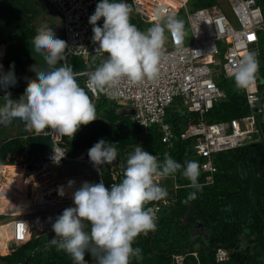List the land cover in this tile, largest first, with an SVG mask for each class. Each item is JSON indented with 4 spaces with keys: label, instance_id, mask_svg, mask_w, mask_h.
Returning <instances> with one entry per match:
<instances>
[{
    "label": "trees",
    "instance_id": "1",
    "mask_svg": "<svg viewBox=\"0 0 264 264\" xmlns=\"http://www.w3.org/2000/svg\"><path fill=\"white\" fill-rule=\"evenodd\" d=\"M31 1L0 0V46L10 47L11 53L19 50L23 57L17 63L8 60L6 73L14 65L17 81L15 86L7 89L13 100L23 95L29 79L36 78L31 66L46 67L43 57L35 53L32 46L39 27L33 22L37 11ZM216 1L190 0V6L199 8ZM256 2L264 6V0ZM132 22L140 27L135 19ZM58 37L64 40L62 27ZM68 61L75 72L81 73L77 80L83 87L86 73L100 64L101 57L94 60L93 57L87 60L70 57ZM229 79L233 78L219 77L216 81L225 98L215 102L204 115L208 123L238 118L247 112L244 91L229 85ZM4 94L0 90V97ZM94 104L97 119L81 125L74 139L63 137L62 143L67 154L73 157L80 155L85 148L90 149L100 139L111 143L118 154L111 165L101 168L106 187L124 179L126 161L137 145L159 157L161 162L167 153L182 165L186 160L201 165L203 158L194 150L193 141L180 139L181 130L197 125L199 116L184 107L177 111L178 101L166 109V121L173 137L165 144L161 143L158 129L144 132L134 122L133 110L131 114L123 112L120 108L122 102L100 97ZM50 146L49 137L43 136L42 132L20 130L16 137H0L1 173L6 168L3 165H14V159L23 153L27 162L40 161ZM210 160L215 168L211 173L212 181H206L209 172L200 170L198 182L202 188L196 192V199L187 203L189 194L195 190L189 187L191 182L183 177L182 171L159 179L157 183L161 187H171L168 191L166 189L169 204L158 212L156 230L147 235L140 234L135 239L133 248L142 250V258L134 257L130 264H177V256H184L182 264H218L215 259L218 248L228 254V260L222 264H264V118L261 117L258 133L248 136L237 147L211 153ZM161 201L150 202L147 206L153 207ZM53 237L52 234H42L21 246L11 241V250L7 255H0V264H74L68 254L51 244ZM196 252L200 254L198 258L194 256Z\"/></svg>",
    "mask_w": 264,
    "mask_h": 264
},
{
    "label": "clouds",
    "instance_id": "2",
    "mask_svg": "<svg viewBox=\"0 0 264 264\" xmlns=\"http://www.w3.org/2000/svg\"><path fill=\"white\" fill-rule=\"evenodd\" d=\"M131 11L125 0H100L97 4L89 23L92 42L99 45L96 53L101 54V62L86 73L83 87L77 80L81 73L75 72L68 61L67 42L57 38L48 24L37 29L32 46L35 53L43 57L46 67L32 65L36 78L29 79L23 95L13 100L7 89L17 82L14 65L6 73L7 69H3L6 67L0 64V90L5 93L0 97L4 101L0 106V125L19 119L28 132L39 134L50 129L60 137L74 139L81 125L97 119L93 101L97 93H110L122 80L133 85L154 81L168 35L177 45L183 41V21L158 8L153 25L140 31L130 22ZM101 18L102 27L97 25ZM258 70L256 54L246 52L237 66L227 69V75L234 79L237 89L246 90L256 82ZM89 92L93 94L91 98ZM117 154V149L104 139L88 150L89 159L100 170V175L102 166L111 165ZM24 165L28 169L29 165ZM58 165L53 167L55 174ZM179 171L195 190L189 194L187 203L196 199V192L202 188L198 182L199 163L186 160L182 165L167 153L161 163L155 155L137 145L126 161L124 179L120 183L106 187L101 177L100 183L84 182L73 193L75 206L64 209L52 223L55 236L51 244L68 254L74 264H89L86 256L95 264H130L132 258H142V250L133 248V243L140 234L147 235L157 226L156 212L147 205L167 198L166 189L157 182ZM74 184L75 181L70 180L68 187ZM58 194L65 195L63 186Z\"/></svg>",
    "mask_w": 264,
    "mask_h": 264
},
{
    "label": "built area",
    "instance_id": "3",
    "mask_svg": "<svg viewBox=\"0 0 264 264\" xmlns=\"http://www.w3.org/2000/svg\"><path fill=\"white\" fill-rule=\"evenodd\" d=\"M43 1L51 6L60 18L64 41L70 50L68 58L87 60L91 57H101L100 53H96L99 45L92 42V25L89 23V17L94 14L100 0ZM127 3L131 6L137 24L153 25L154 13L158 8L175 16L184 12L192 42L187 43L184 35L182 43L177 45L166 33L168 35L165 42L166 51L160 59L158 76L154 81L145 80L141 84L133 85L127 80H122L110 93H97L93 101L102 97L110 101L127 103L133 110L134 122L144 132L151 128L158 129L163 144L168 143L173 137L170 125L166 121V109L169 106L178 101L189 112L196 113L199 116V123L182 129L180 139L193 141L194 150L203 158L200 170L209 172L206 181L211 182V173L215 171L210 160L211 153L237 147L245 138L258 133L261 117L264 118L262 83L257 85L254 91L250 90L254 84L243 90L247 105L245 115L214 123H208L204 119V115L213 104L225 98V93L218 87L216 80L219 77L230 78L227 69L237 66L246 52L256 54L259 70L262 72L264 60L261 57L264 56L258 47L261 37L264 36V6L258 5L256 0H225L234 16V25L223 8L217 5L192 8L190 0H127ZM97 25L103 26V18ZM220 55L223 58L222 62L219 60ZM213 69L219 72L217 76L214 75ZM42 135L49 137L50 148L45 151L40 161L27 169L26 176L22 175L21 192L11 193L21 199L16 201L12 196L14 204L7 207L6 211L3 210L5 214L8 211V215L3 216L1 221L7 217L12 218L8 221L12 227L8 241H12L16 246H21L32 237H39L42 234L55 236L52 223L64 209L75 206L72 195L67 193L62 197L58 194V189L62 185L54 179L53 167L56 164L63 161L84 163L95 172L98 183L102 181L100 170L94 167L89 159V149L85 148L76 157L69 156L62 143L63 137L50 129H45ZM157 159L159 161V157ZM34 175L37 177L34 178ZM16 176L18 179L21 177L19 174ZM29 177H32L31 181L36 182L33 186L27 182ZM30 186L33 201L22 198ZM168 204L169 199L165 198L160 204L152 207L157 218L160 209ZM25 205L33 206L37 211L16 214V211ZM199 255V252L194 253L196 258ZM215 259L218 264H222L228 260V254L224 249L218 248ZM86 260L89 264H95L90 256H86ZM182 260L183 256L175 258L177 264H182Z\"/></svg>",
    "mask_w": 264,
    "mask_h": 264
},
{
    "label": "rangeland",
    "instance_id": "4",
    "mask_svg": "<svg viewBox=\"0 0 264 264\" xmlns=\"http://www.w3.org/2000/svg\"><path fill=\"white\" fill-rule=\"evenodd\" d=\"M35 2V0H33ZM33 5V8L35 9V11H37L35 17H34V20L33 22L35 24H37L38 26L37 27H41L42 25L44 24H48L50 25V27L52 28V30L55 32L56 34V37H58V33L59 31L61 30V21H60V18L59 16L57 15V13L55 12V10L51 7V6H48V5H45L44 3H42L40 0H36V3L32 4ZM212 5H217L221 8H223L224 12L227 14L229 20L235 25V19H234V16L233 14L231 13L230 9H229V6L226 5L225 3V0H217L216 2H214ZM49 12H51L54 16H49ZM177 19L179 20H182L183 21V25H184V34H185V37H186V41L187 43H190L192 42V36H191V32H190V28H189V24L186 20V16H185V13L184 12H181L178 16H175ZM132 18V19H131ZM132 20H134V13L131 11V14H130V22L133 24ZM39 21V23H38ZM34 24V25H35ZM152 25H144V24H140V27L138 28L140 31H146L149 27H151ZM8 47V46H7ZM6 49L9 51V53L13 52V50L9 47ZM259 52L261 53L262 56H264V36L261 37V40H260V43H259ZM21 51L17 50L16 51V55H19L20 58L21 57V54H19ZM222 55L219 56V60L222 62ZM30 62H34L32 59L30 60ZM214 71V75L217 76L219 74V72H217V69H213ZM219 80H223L222 78H220ZM217 81V80H216ZM227 83L231 86H235L234 84V79H229L227 80ZM264 83V75L263 73L258 70V78L256 80V82L254 83V85L250 88V90L254 91L256 89V86L259 85V84H262ZM3 99H0V106H3ZM121 107V110L125 113H132V109L131 107L127 104V103H123L122 105H120ZM178 110L177 111H180L182 109H184L181 105L177 106ZM132 116V115H131ZM24 123L23 121L20 123V122H17L16 119H14L10 124L8 125H0V137L4 136L6 138H11V137H16V135H18L19 131H23L25 130L24 129ZM26 162L27 165H33L31 162H27V158H26V155L23 153L22 155L20 156H17L15 159H14V165H6V168L2 171V173L0 172V182H4V181H7V182H12V183H17V182H21L22 183V176L18 178H16V174H18L17 172H20L21 174H25L26 173V169H25V165H24V162ZM69 166V165H68ZM66 166L65 169L67 172L70 171V173L72 172L73 175H75L76 173L77 174H80V172L84 173L86 175V178L88 179L87 181L89 183H98L96 182L95 180V176H94V173L90 170V168H88L87 166L85 165H71L73 167V169H71L70 167ZM5 167V166H3ZM2 167V168H3ZM17 169V171H15ZM56 169H57V172H56V176L57 178L59 177L61 180L60 182H64L65 181V176H66V172L63 168V166L61 165H58L56 166ZM21 170V171H20ZM1 171V170H0ZM16 172V173H13V172ZM25 171V172H24ZM28 173V172H27ZM2 174H3V177H2ZM7 174V175H6ZM13 174H15V176H13ZM27 175V174H26ZM25 175V176H26ZM10 178V179H9ZM6 179V180H5ZM32 177H29L28 179V184L33 186L36 182L35 180H32ZM26 184V183H25ZM31 186L25 191V193L23 194V197H25L27 199V201H33V195L31 193L32 189H31ZM164 189H168L170 190L171 187L169 186H165L163 187ZM19 190V188H18ZM16 201L18 199H21L20 197H16V196H13ZM4 200H8V198L4 199ZM2 207V206H1ZM3 208V207H2ZM3 216H0V223H5L7 222L6 225H3V224H0V228L4 229L3 231V236H0L1 237V242H0V255L1 256H4V255H7L9 254L10 251L8 250H11V244H10V241H8L10 235H11V224H8L10 220H12V218H4V220L1 221ZM10 225V227H8ZM47 235V234H45ZM6 244H8L7 246H5ZM5 248H7L8 250H6Z\"/></svg>",
    "mask_w": 264,
    "mask_h": 264
},
{
    "label": "crops",
    "instance_id": "5",
    "mask_svg": "<svg viewBox=\"0 0 264 264\" xmlns=\"http://www.w3.org/2000/svg\"><path fill=\"white\" fill-rule=\"evenodd\" d=\"M42 3H44L45 5H47L43 0H40ZM32 2V4L34 3H36V0H35V2L32 0L31 1ZM33 6V5H32ZM49 16H51L52 15V13L51 12H49V14H48ZM54 17H55V15H53ZM38 23H39V21H38ZM13 54H14V56H13ZM20 54V53H19ZM21 57H22V55H21ZM21 59H23V57L22 58H20L19 57V55H16V52H14V53H9V51L6 49V46L5 45H1L0 46V64H2V65H4L6 68H3L4 70H6L7 68H8V64H9V62H8V60L9 61H14V63H17V61L18 60H21ZM27 85V84H26ZM59 165H61V166H63V168H64V170H65V172H66V176H65V181L64 182H60V178L58 177L57 178V176H55V178L54 179H56V181L59 183V184H61L63 187H64V191H65V194H67V193H69V195H73V193L77 190V189H79L81 186H82V184L84 183V182H88L87 180V178H86V175L84 174V173H82V172H80V174H75V175H73L72 174V172L70 173V171L69 172H67L66 171V169H65V167L66 166H68V167H70L71 169H73V167L71 166V165H74V166H76V165H85V166H87L86 164H84V163H79V162H68V161H63V162H60L59 163ZM88 168H90L89 166H87ZM25 169L27 170V168L25 167ZM29 169V168H28ZM90 170L94 173V178H95V180H96V182H98V180H97V178H96V174H95V172L90 168ZM15 171H17V169L15 170ZM13 172V173H16V172ZM21 171V170H20ZM1 172V171H0ZM56 172H57V169H56ZM20 176H22L23 174H21L20 172H17ZM7 175V174H6ZM25 175V174H24ZM23 175V176H24ZM13 176H15V174H13ZM17 178V177H16ZM10 179V178H9ZM6 180V179H5ZM70 180H72V181H75V184H74V187H71L72 189L70 190V188L68 187V182L70 181ZM79 180V181H78ZM1 183V192H2V194L0 195V207L1 206H3L4 208H2L4 211L6 210V208L7 207H9V206H11V205H13L14 204V201L13 202H8V201H6V200H4L3 199V193H4V188H3V184H5V183H8L7 181H4V182H0ZM14 184H16V183H14ZM65 185V186H64ZM14 186V185H13ZM67 189V190H66ZM22 198H24V197H22ZM4 211H3V213H4ZM9 224V223H8ZM34 238H36V237H34ZM6 250H8L7 248H5ZM9 251V250H8Z\"/></svg>",
    "mask_w": 264,
    "mask_h": 264
},
{
    "label": "bare ground",
    "instance_id": "6",
    "mask_svg": "<svg viewBox=\"0 0 264 264\" xmlns=\"http://www.w3.org/2000/svg\"><path fill=\"white\" fill-rule=\"evenodd\" d=\"M25 172V171H24ZM37 176L34 175V178H36ZM79 181V180H78ZM1 185V183H0ZM14 185V186H13ZM3 188H4V193H3V199H7L8 198V202H13L14 200H12V192H21L22 190V183L21 182H17L16 184L12 183V182H8V183H5L2 185ZM65 186V185H64ZM74 187V185H73ZM19 188V190H18ZM67 190V189H66ZM0 191H1V186H0ZM25 198V197H24ZM3 207V206H2ZM2 207H0V216H5L6 214L8 215V211L5 213H3V209ZM4 208V207H3ZM6 211V210H5ZM33 211H37L33 206H30V205H25L22 209L20 210H17L16 211V214H27V213H30V212H33ZM18 214V215H19ZM10 227V225L8 226ZM3 231L4 229L0 228V236H3ZM33 233H31L30 235L32 236ZM0 242H1V237H0Z\"/></svg>",
    "mask_w": 264,
    "mask_h": 264
},
{
    "label": "water",
    "instance_id": "7",
    "mask_svg": "<svg viewBox=\"0 0 264 264\" xmlns=\"http://www.w3.org/2000/svg\"><path fill=\"white\" fill-rule=\"evenodd\" d=\"M125 2L127 3V0H125ZM52 16H53V14H52ZM105 56H106V54H105ZM28 168H30L31 166L29 165V166H27Z\"/></svg>",
    "mask_w": 264,
    "mask_h": 264
}]
</instances>
